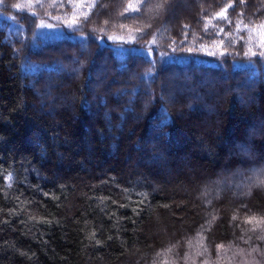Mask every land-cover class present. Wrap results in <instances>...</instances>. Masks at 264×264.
Wrapping results in <instances>:
<instances>
[{"label":"trees","instance_id":"trees-1","mask_svg":"<svg viewBox=\"0 0 264 264\" xmlns=\"http://www.w3.org/2000/svg\"><path fill=\"white\" fill-rule=\"evenodd\" d=\"M262 41L264 0H0V264H264Z\"/></svg>","mask_w":264,"mask_h":264},{"label":"rangeland","instance_id":"rangeland-1","mask_svg":"<svg viewBox=\"0 0 264 264\" xmlns=\"http://www.w3.org/2000/svg\"><path fill=\"white\" fill-rule=\"evenodd\" d=\"M151 48H146L147 49V51L148 52H152L153 50H154V46H150ZM71 69L72 70H74V67H71ZM177 75V74H176ZM254 159L256 158V157H253ZM251 172H252V177H254V178H257L258 176H257V174L259 173L258 171H257V169H255V168H251ZM263 175V174H262ZM264 178V177H263ZM261 179V180H264V179Z\"/></svg>","mask_w":264,"mask_h":264},{"label":"snow or ice","instance_id":"snow-or-ice-1","mask_svg":"<svg viewBox=\"0 0 264 264\" xmlns=\"http://www.w3.org/2000/svg\"><path fill=\"white\" fill-rule=\"evenodd\" d=\"M129 8L132 9V11H138V9H136L132 4H129ZM220 16L223 17L224 13H220ZM72 23H75V21H72ZM41 27H44V25H41ZM262 43H264V41H262ZM253 55H256V53H253ZM261 55H264V53H261Z\"/></svg>","mask_w":264,"mask_h":264}]
</instances>
